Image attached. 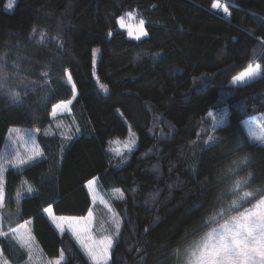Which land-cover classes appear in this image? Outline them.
I'll return each instance as SVG.
<instances>
[{
	"label": "trees",
	"instance_id": "trees-1",
	"mask_svg": "<svg viewBox=\"0 0 264 264\" xmlns=\"http://www.w3.org/2000/svg\"><path fill=\"white\" fill-rule=\"evenodd\" d=\"M7 3L0 157L14 129L37 131L40 157L22 165L11 157L4 173L8 264L29 261L11 231L24 224L46 259L90 264L45 214L83 218L98 208L108 228L89 181L120 227L109 264H180L185 249L264 197V146L242 127L264 115V0H15L11 11ZM128 16L144 22L145 38L120 29ZM256 65L253 79L231 84ZM68 101L70 112L53 117ZM127 141L131 148L116 147Z\"/></svg>",
	"mask_w": 264,
	"mask_h": 264
},
{
	"label": "rangeland",
	"instance_id": "rangeland-1",
	"mask_svg": "<svg viewBox=\"0 0 264 264\" xmlns=\"http://www.w3.org/2000/svg\"><path fill=\"white\" fill-rule=\"evenodd\" d=\"M11 1H12V4H11ZM215 4L218 5V7L215 8L216 10L222 11L225 15H227L228 11L227 12L224 11V9L226 8L224 4L220 3L219 1H217ZM14 6H15V0H10V3L6 4V9L8 11H11L14 8ZM135 22L137 21L136 19H134V16H128V17H125L124 19H120L118 24H119L120 29L124 30L130 39L140 40V39L145 38L147 35H140L139 33V29L141 27L140 23H135ZM143 28H144V31L146 32L144 24H143ZM138 35L140 36L139 39L136 38ZM96 65H97V56L95 54L94 55V68L95 69H96ZM255 68L256 67H253V69ZM259 71H260V68L253 76L245 77L242 81H234L233 79L231 84L234 86L244 85L245 83L253 79L257 74H259ZM70 104H68L67 102L60 103L59 104L60 107L56 109V114L53 115V117H57V116H61V115L69 113ZM242 127L251 143L264 146V115L256 116L251 119H247L243 121ZM36 137H37L36 130H28V129L12 130V133L9 136L10 145L9 147H6L8 150H5L3 155L0 157V184H2L3 190H4V173L6 169L8 170L9 167H11V157L17 162L22 159L28 163L35 162L36 159L40 158L36 154L38 152ZM131 141L134 142L133 140ZM116 147L119 148V150H123L124 148H131L132 146L131 144H129V141H127V143H124V145H116ZM15 148L17 150H14ZM30 157L31 159H29ZM87 190L91 196L93 204L94 205L99 204L101 207H103L104 212L107 216L105 221L108 220L110 223L109 224L110 226L108 228L106 227V225L100 224V222H98L99 216H100L98 213L99 212L98 208H94V210L90 212L91 217L88 214L86 217H83V218L67 219V218H73V217H63L66 219L61 220L59 219L61 217L54 215L52 210H49L46 215L47 217H49L51 224L58 231V233L60 234L68 233L74 239V241L77 243L81 251L84 253L86 258L89 260L90 264H94V261L87 254L85 249L82 247V242L86 240L87 236H91L95 240H99L103 238L104 236H111L113 238V246L109 249L107 256L102 261V264H109L116 237L117 235H119L120 227L117 230V225H118L117 219L115 218L108 201L103 196V194L98 190L96 180H93V184L91 185H89L88 183ZM3 208H4V200H3V206L0 207V232L2 230L1 210ZM53 217H56L55 221L53 220ZM57 224H59L60 227H57ZM85 227H87V233H84L83 231H81L79 235H77V232L74 231V229L79 228L82 230ZM16 229H18V232L23 235V238L27 242V245H28V246L23 247L27 250L29 254V261L26 264H56L57 261H60V264H61L64 261L63 256L58 259H54V260H48L43 256V253L41 249L39 248L30 230L29 225L24 224L22 226L17 227ZM12 234H14V237L17 236V233L12 232ZM1 236L2 235H0V237ZM200 240L201 238L195 243L199 242ZM17 241L21 245L18 239ZM194 244H192L191 246H193ZM189 248L184 250L181 256L182 260L180 261V264H191V261L189 259V254L187 251ZM4 261L5 259L1 256V253H0V264H3Z\"/></svg>",
	"mask_w": 264,
	"mask_h": 264
},
{
	"label": "snow or ice",
	"instance_id": "snow-or-ice-1",
	"mask_svg": "<svg viewBox=\"0 0 264 264\" xmlns=\"http://www.w3.org/2000/svg\"><path fill=\"white\" fill-rule=\"evenodd\" d=\"M216 7L218 5L213 4V8ZM224 11L227 12V9L225 8ZM143 23V21L140 22L139 33L140 35H147L144 31ZM136 38L139 39L140 36L138 35ZM259 68L260 65H256L255 69L249 66L245 72L234 77V81H242L245 77L253 76ZM0 70H2V67H0ZM71 79V75L69 74L68 81L71 82ZM4 87L5 82L0 78V90ZM19 98L18 93H12V99L19 100ZM67 103L70 104L71 101ZM59 107V104L53 107L52 115L56 114V109ZM36 154L39 155V152ZM18 162L21 165L25 163L22 159ZM236 183L238 185L239 181ZM91 184H93V181H89V185ZM249 195V193L245 192L243 197L237 196L226 211L235 208L238 200H242ZM3 200L4 190L2 184H0V207L3 206ZM46 211L49 210L46 209ZM89 216L91 217V213H89ZM59 219L64 220L66 218L61 217ZM211 219H215V217ZM53 220L55 221L56 217H53ZM57 227H60V225L57 224ZM118 229L119 225H117ZM11 231L17 233L16 238L20 241L22 247L28 246L23 235L18 232V229L14 228ZM74 231L77 232V235L81 231L87 233V227L82 230L77 228ZM0 235H4V233L0 232ZM112 246L113 238L111 236H104L99 240L87 236L86 240L82 242V247L94 261V264H102ZM187 251L191 264H264V197L259 199L251 208H246L235 215H231L223 223L212 228L199 242L195 243ZM3 264H7L6 260ZM56 264H60V261H57Z\"/></svg>",
	"mask_w": 264,
	"mask_h": 264
},
{
	"label": "crops",
	"instance_id": "crops-1",
	"mask_svg": "<svg viewBox=\"0 0 264 264\" xmlns=\"http://www.w3.org/2000/svg\"><path fill=\"white\" fill-rule=\"evenodd\" d=\"M48 211L45 212V214H47ZM47 216V215H46ZM49 219V217H47ZM50 220V219H49ZM60 234V233H59Z\"/></svg>",
	"mask_w": 264,
	"mask_h": 264
}]
</instances>
